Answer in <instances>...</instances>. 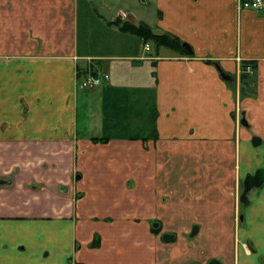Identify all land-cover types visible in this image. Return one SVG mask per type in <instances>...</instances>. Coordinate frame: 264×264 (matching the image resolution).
Masks as SVG:
<instances>
[{"label":"crops","instance_id":"0c3cea01","mask_svg":"<svg viewBox=\"0 0 264 264\" xmlns=\"http://www.w3.org/2000/svg\"><path fill=\"white\" fill-rule=\"evenodd\" d=\"M139 3L148 9L141 21L191 51L160 46L149 52L148 42L119 30L114 17L140 13ZM239 61H251L257 78L255 95L245 100L215 67L238 85ZM92 64L110 78L81 90L78 82ZM142 93L148 95L140 104ZM135 103L154 109L158 134L169 142L206 125L194 127L190 140L204 142L202 152L224 155L237 112L244 109L250 125H264V13L239 11L236 0H0V179L6 181L0 184V264H68L70 257L121 264L116 258L126 254L145 264V232L127 252L117 239L127 234L131 242L130 224L106 220L125 216L124 201L112 197L111 173L101 164L121 142L132 146L113 149L115 158L129 152L127 166L138 159L146 169L142 140L117 136L131 123ZM253 194L243 217L249 232L242 236L256 242L257 253L242 252L239 264H264V186ZM95 233L100 242L90 248Z\"/></svg>","mask_w":264,"mask_h":264},{"label":"rangeland","instance_id":"374dc122","mask_svg":"<svg viewBox=\"0 0 264 264\" xmlns=\"http://www.w3.org/2000/svg\"><path fill=\"white\" fill-rule=\"evenodd\" d=\"M137 6L139 10L140 7L143 8L140 13H132L126 17L120 12L125 20L115 16L112 22L117 24V27L125 24L123 22L141 24L143 21L140 19L144 17L142 14L145 15L148 9L140 3ZM139 38L142 42L144 41L141 37ZM144 42H148V44L145 43V49L149 52L153 51L155 41ZM109 43L112 42L109 41ZM112 44L111 49L114 50L117 43L114 40ZM239 62L242 76L238 85L232 81L228 83L235 89L237 95H242L245 100L255 95L257 78L253 66L250 73L243 70L244 64L251 61ZM142 95L139 97L140 104L148 94L142 93ZM139 103L133 104L130 111L131 123L123 125L117 136L142 140L147 149L146 169L139 167L142 164L138 159L132 160L128 167L125 159L129 152L121 155L123 159L115 158V152H121L124 147L129 149L132 146L121 142L110 147V151L106 152L107 155L110 154V158L106 163L101 162L111 173L108 180L109 189L113 191L112 197L115 196V201L118 198L124 201L122 212L125 216L116 215L114 219L106 218V220L119 226L120 221L130 224L131 242L127 241L129 239L127 234L121 239L112 236L115 242L116 239L121 242L125 251L128 252L130 244L139 245L137 241H134L135 237L138 239L145 232L147 238L145 242L141 241L140 247V250H145V264H208L211 259H217L221 264H239L238 258L242 252L249 257L256 256V242L250 236L247 240L244 235L242 236L244 232H249L246 231L243 219L248 205H243L239 197L243 190L244 176L247 173H253L258 167H264V125H250L244 109L241 113L237 112L235 119L237 125H232L234 131L226 138L233 142L225 146V156L218 152L214 153L215 155L213 153L209 155L206 151L202 152L204 142H199L198 139L190 140L194 127L203 129L206 125H193V129H184L189 136L181 139L173 138L174 140L171 139L173 142H169L158 134L157 125H154V109L148 111L144 108L143 111ZM234 113L233 110L232 116H235ZM254 136L260 138L261 145L252 144ZM91 140L100 143L108 141L107 138L94 136ZM217 140L225 141L220 138ZM209 145L211 148L208 151L214 152L213 143ZM113 149L117 150L114 152ZM94 155L97 157L96 153ZM118 173L121 178L117 175ZM255 191L256 188H253L248 193L250 201ZM128 199H130V208H127ZM129 212L130 215L127 214ZM154 222L159 223L158 228H153ZM193 225H198V231L191 236ZM124 229L126 230L127 227ZM163 233H171L174 237L164 241ZM99 242L100 236L95 233L88 247H98ZM116 260H119L121 264H138V257L133 255L128 258L126 254ZM259 261L264 262V257H260ZM68 264L85 263L70 257Z\"/></svg>","mask_w":264,"mask_h":264},{"label":"water","instance_id":"95a60500","mask_svg":"<svg viewBox=\"0 0 264 264\" xmlns=\"http://www.w3.org/2000/svg\"><path fill=\"white\" fill-rule=\"evenodd\" d=\"M182 48L185 51L190 52L191 51V47L190 45H188L186 42H182L181 44ZM215 67L217 68L218 72H219V76L222 80L224 81H232L233 80V76L232 74L224 71L217 63L215 64ZM261 142L260 138L257 136H254L252 138V144L254 146L259 145ZM6 181L0 179V184H4ZM264 184V167H258L255 169V171L253 173H247L242 181V185H243V190L242 193L239 197L241 203L243 205H248L250 200L248 198V193L253 189V188H259ZM153 228H158L159 227V223L158 222H154L152 224ZM198 231V225H193L192 229H191V233L190 235L193 236L197 233ZM174 237L173 234L171 233H163L162 234V240L164 241H168L170 239H172ZM208 264H221L217 259H211Z\"/></svg>","mask_w":264,"mask_h":264},{"label":"built area","instance_id":"2783aa9c","mask_svg":"<svg viewBox=\"0 0 264 264\" xmlns=\"http://www.w3.org/2000/svg\"><path fill=\"white\" fill-rule=\"evenodd\" d=\"M236 5L239 11L246 9L264 13V0H236ZM243 70L246 73L252 72V65L249 63L244 64ZM109 78V73L98 70L97 65L92 64L80 78L78 87L81 89H93L108 81Z\"/></svg>","mask_w":264,"mask_h":264},{"label":"trees","instance_id":"16d2710c","mask_svg":"<svg viewBox=\"0 0 264 264\" xmlns=\"http://www.w3.org/2000/svg\"><path fill=\"white\" fill-rule=\"evenodd\" d=\"M123 23L125 24H122L120 26L118 25L121 31L138 35L144 41H155L156 48L160 46H165L183 53L185 52V50L181 46L182 41L173 34L167 32H156L144 22H141V24H130L128 22Z\"/></svg>","mask_w":264,"mask_h":264}]
</instances>
